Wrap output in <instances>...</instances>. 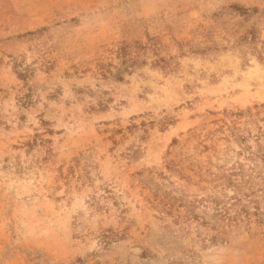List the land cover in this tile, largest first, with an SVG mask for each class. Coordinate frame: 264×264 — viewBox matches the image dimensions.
Instances as JSON below:
<instances>
[{
    "label": "rangeland",
    "instance_id": "1",
    "mask_svg": "<svg viewBox=\"0 0 264 264\" xmlns=\"http://www.w3.org/2000/svg\"><path fill=\"white\" fill-rule=\"evenodd\" d=\"M258 145L264 0H0V264H264Z\"/></svg>",
    "mask_w": 264,
    "mask_h": 264
},
{
    "label": "trees",
    "instance_id": "2",
    "mask_svg": "<svg viewBox=\"0 0 264 264\" xmlns=\"http://www.w3.org/2000/svg\"><path fill=\"white\" fill-rule=\"evenodd\" d=\"M241 40L247 45H252L258 42V35L256 34L255 30L250 29L245 33ZM127 53L128 47L124 43L122 44L118 52L119 56L123 57L124 62H127ZM158 61L164 62L165 60L163 58H160ZM129 64H135V60L131 59ZM251 156H253L254 158H258L264 164L263 145H258L257 150L254 151ZM231 175L232 174L230 172L228 175H221L218 177V179L222 180L219 189L220 194H222V196H225V198L230 199L231 202L225 201L223 197H221V199L220 196L212 197V209L214 210L215 214L220 218L221 221L225 222L226 225H231L239 220L242 213H244V215H247V218L249 219L248 209L249 204H251L253 205L252 208L254 209L253 215L261 217L263 213L260 212L259 203L260 199L264 200V176L262 177L261 174H259V176H261L260 182H249L247 179L244 180L243 178H241V180L239 181H235L231 178ZM227 188H231V190H233V194L229 195V197L225 192ZM243 199L247 200V203H241ZM230 209H234L235 213L233 215L229 213ZM226 228L227 227H225L224 224L221 223L220 232H217V234L212 238V241H225L227 235L233 232L232 230Z\"/></svg>",
    "mask_w": 264,
    "mask_h": 264
}]
</instances>
